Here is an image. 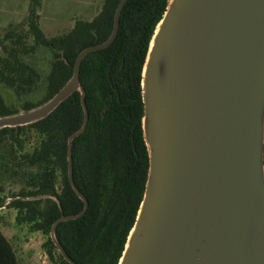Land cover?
Here are the masks:
<instances>
[{"label":"water","instance_id":"water-1","mask_svg":"<svg viewBox=\"0 0 264 264\" xmlns=\"http://www.w3.org/2000/svg\"><path fill=\"white\" fill-rule=\"evenodd\" d=\"M84 48L73 75L47 102L0 116V128L49 116L81 93L82 126L69 136L68 172L84 208L89 200L73 170V141L88 126L84 58L111 45ZM144 137L150 164L145 194L119 264H264V0H169L143 69Z\"/></svg>","mask_w":264,"mask_h":264},{"label":"trees","instance_id":"trees-1","mask_svg":"<svg viewBox=\"0 0 264 264\" xmlns=\"http://www.w3.org/2000/svg\"><path fill=\"white\" fill-rule=\"evenodd\" d=\"M119 2L104 0L93 20H79L61 35L47 36L36 20L29 22L26 35L9 31L0 40V87L14 101L0 91V116L51 99L72 77L77 55L110 37ZM168 4L129 0L115 41L82 62L89 121L72 144L73 170L89 208L80 218L60 222L56 230L58 241L80 264H119L137 220L150 164L143 129V69ZM40 58L47 65L44 71ZM41 92L42 98L33 100ZM84 116L76 91L42 120L0 128V208L6 205L3 183L20 184L10 192L8 205L17 211L19 224L47 237L43 247L53 264H70L53 242V223L62 215L78 214L85 205L68 172L69 136L82 126ZM0 264H20L1 229Z\"/></svg>","mask_w":264,"mask_h":264},{"label":"rangeland","instance_id":"rangeland-1","mask_svg":"<svg viewBox=\"0 0 264 264\" xmlns=\"http://www.w3.org/2000/svg\"><path fill=\"white\" fill-rule=\"evenodd\" d=\"M104 0H0V40L11 31L27 33L29 22L36 20L47 36H57L71 31L77 21H91L103 8ZM31 42V41H30ZM41 70H46L45 59L38 60ZM7 96L9 102L14 97ZM43 92V91H42ZM38 93L33 100L44 95ZM5 206L0 208V228L14 242L20 264H53L43 247L46 236L41 231H31L30 227L19 224L16 220L17 211L8 203L12 200L11 193L20 188V184L5 181Z\"/></svg>","mask_w":264,"mask_h":264},{"label":"crops","instance_id":"crops-1","mask_svg":"<svg viewBox=\"0 0 264 264\" xmlns=\"http://www.w3.org/2000/svg\"><path fill=\"white\" fill-rule=\"evenodd\" d=\"M1 229V228H0ZM2 231H3V233L6 235V237L10 240V242L12 243V245H13V247H14V249H15V251H16V254H17V256H18V253H17V250H16V247H15V244H14V242L10 239V237L5 233V231L3 230V229H1ZM18 258H19V256H18ZM20 260V259H19Z\"/></svg>","mask_w":264,"mask_h":264}]
</instances>
